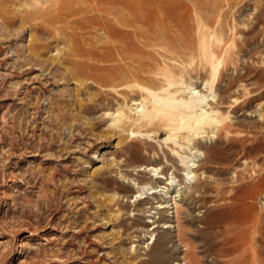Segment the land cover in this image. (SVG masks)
I'll list each match as a JSON object with an SVG mask.
<instances>
[{"label": "rangeland", "instance_id": "1", "mask_svg": "<svg viewBox=\"0 0 264 264\" xmlns=\"http://www.w3.org/2000/svg\"><path fill=\"white\" fill-rule=\"evenodd\" d=\"M169 1L183 34L196 37L201 23L207 39L221 35L227 50L214 98L224 96L234 133L198 137L215 144L220 162L210 164L211 178L224 194L213 185L204 202L183 201L175 191H186L184 173L163 154L172 155L168 128L156 122L143 138L140 122L112 125L117 103H98L114 93L86 69L100 64L104 39L63 18L87 2L0 0V264H264V0ZM74 19L81 23V14ZM79 48L85 57L76 56ZM116 90L131 109L139 104V90ZM154 165L162 178L147 171ZM172 172L176 181L162 200ZM173 196L179 206L169 202V231L144 234L158 215L140 213V197L148 210Z\"/></svg>", "mask_w": 264, "mask_h": 264}, {"label": "bare ground", "instance_id": "2", "mask_svg": "<svg viewBox=\"0 0 264 264\" xmlns=\"http://www.w3.org/2000/svg\"><path fill=\"white\" fill-rule=\"evenodd\" d=\"M84 1L88 5L83 10H71L63 18L65 20L73 18L71 25L75 28H94L99 32V37L104 39L100 57L98 61L94 59L100 64L86 67L93 75L92 80L114 93L105 92V101L99 102L98 105L104 108L105 102L112 106V102L115 101L118 108L110 113L112 125L118 128L127 124L126 122L133 124L140 122V137L143 138L150 137L149 134L156 122L168 128L167 141H170V144L165 146L172 155L163 150L165 162L170 163L175 171L184 173L181 179L186 181L184 184L186 191L181 193L175 189V193L186 202H204L210 187L217 183L211 178L213 168L210 164H218L220 161L212 156L215 154V144L204 145L198 137L203 139L206 133L207 136L212 135L218 139L221 135L229 137V134L234 133L232 129L234 126L228 117L230 113L226 115L223 112L224 96L218 93V99H215L221 69L225 67L227 60V54L226 57L222 55L227 53V50L222 52V36L213 32L212 39L208 40L210 31L201 29V23L196 24V37L183 34L180 21L172 14L169 0ZM78 14H81V23L74 19ZM46 16L47 12H41L39 15L41 19H45ZM76 56L85 57L86 53L79 48ZM83 67V63H77L76 73H80ZM123 87L134 88L132 93H138L139 90L140 102L134 109L127 106L125 100L119 99L122 93L116 89ZM131 110H136L133 116L128 113ZM186 150H189L191 155H188ZM181 152L187 156L180 155ZM199 155H202L203 159L197 164L194 159ZM189 157L192 160L188 159ZM147 167H143L142 170L145 171ZM149 168L147 171L158 179L164 175L163 170H159L155 165ZM170 175V178H165L169 182L164 186L163 194H160L162 200L165 198H162L163 196L169 194L177 178L173 172ZM145 176L146 173H141L140 168V177ZM191 178H195V181L190 186L188 181ZM181 184L178 180V186ZM215 190L218 196L224 194L223 189L219 187ZM232 191L234 194L231 200L237 202L238 191L235 189ZM141 195L140 192L135 198ZM145 198L140 197L138 200L137 207L140 206V213H147L153 209L158 217H151V224L155 227L150 232L147 229L143 233L151 237L156 233V239L159 235L158 229L167 225L165 228L169 231L171 227L165 215L169 202L172 201L175 208L179 203L176 196H173L167 201H157L154 208L143 210L142 206L148 203ZM232 222L236 227L241 224L239 218ZM238 250L239 245L233 244L232 254Z\"/></svg>", "mask_w": 264, "mask_h": 264}]
</instances>
